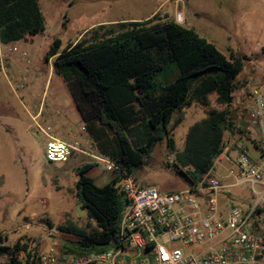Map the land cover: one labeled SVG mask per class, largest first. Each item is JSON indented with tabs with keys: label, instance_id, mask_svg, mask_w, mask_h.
<instances>
[{
	"label": "rangeland",
	"instance_id": "1",
	"mask_svg": "<svg viewBox=\"0 0 264 264\" xmlns=\"http://www.w3.org/2000/svg\"><path fill=\"white\" fill-rule=\"evenodd\" d=\"M39 2L45 30L16 42L18 50L14 52L0 43V233L6 244L21 240L32 253H40L54 244L61 247L75 238L67 227L87 230L96 227L81 205L76 185V168L86 163L87 158L75 154L63 162L48 161L47 136L37 130L33 118L42 109V123L52 125L56 132H64V136L84 124L66 81L54 70L53 59L45 58L56 38L62 40L63 48L101 23L143 20L158 12L163 21L174 20L194 29L228 57L242 56L244 67L238 87L252 78L264 91V0ZM183 112V121L172 133L175 147L165 137L156 144L147 161L135 167L133 173L143 186L173 192L191 188L198 181L197 168L183 153L189 129L208 112L198 103L186 106ZM237 136L236 131L227 132L225 145ZM251 152L258 154L253 147ZM225 155L219 156L214 164L222 176L232 165L236 151L232 148ZM90 174L99 185L114 177V172L101 165H96ZM224 181L231 179L227 177ZM222 196L226 204L244 208L255 200L248 183L229 186ZM20 257L23 264H28L24 252ZM7 262L8 257L1 255L0 264Z\"/></svg>",
	"mask_w": 264,
	"mask_h": 264
},
{
	"label": "trees",
	"instance_id": "2",
	"mask_svg": "<svg viewBox=\"0 0 264 264\" xmlns=\"http://www.w3.org/2000/svg\"><path fill=\"white\" fill-rule=\"evenodd\" d=\"M46 28L39 0H0V43L9 45ZM56 38L46 52L54 70L66 81L87 132L97 147L123 169L133 173L156 144L172 136L184 119V108L198 103L207 116L188 131L184 157L198 170V181L211 172L224 152L225 135L234 126L230 102L243 71L242 56L228 57L194 29L157 12L143 20L102 23L61 48ZM133 134H136L133 138ZM96 164L76 168L80 202L91 230L67 227L76 235L61 248L82 254L115 246L127 198L120 177L99 185L90 174ZM191 187V188H192ZM36 264L39 253L18 240L5 243L0 256L7 264Z\"/></svg>",
	"mask_w": 264,
	"mask_h": 264
},
{
	"label": "built area",
	"instance_id": "3",
	"mask_svg": "<svg viewBox=\"0 0 264 264\" xmlns=\"http://www.w3.org/2000/svg\"><path fill=\"white\" fill-rule=\"evenodd\" d=\"M15 43L8 45L9 52L18 50ZM42 115L39 109L33 118L37 130L47 136L48 161L85 156L86 162L120 177L127 204L114 247L76 254L54 244L39 253L36 264H264V91L254 79L237 87L230 102L238 136L227 141L222 153L236 151L226 175L213 167L194 187L179 191L143 186L97 147L85 124L64 136L42 123ZM251 147L258 154H252ZM227 177L231 182L224 181ZM244 183L251 185L254 202L245 208L222 207L220 193Z\"/></svg>",
	"mask_w": 264,
	"mask_h": 264
},
{
	"label": "crops",
	"instance_id": "4",
	"mask_svg": "<svg viewBox=\"0 0 264 264\" xmlns=\"http://www.w3.org/2000/svg\"><path fill=\"white\" fill-rule=\"evenodd\" d=\"M114 23H115V22H114ZM101 24H102V23H101ZM68 136H70V135H68ZM219 199H220V204H221L222 207L230 206V205L226 204V202L224 201V198H223V196H222V193H220V195H219Z\"/></svg>",
	"mask_w": 264,
	"mask_h": 264
}]
</instances>
